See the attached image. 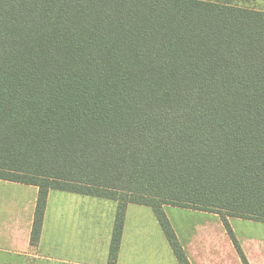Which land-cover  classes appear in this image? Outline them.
I'll return each instance as SVG.
<instances>
[{
	"label": "trees",
	"instance_id": "trees-1",
	"mask_svg": "<svg viewBox=\"0 0 264 264\" xmlns=\"http://www.w3.org/2000/svg\"><path fill=\"white\" fill-rule=\"evenodd\" d=\"M0 180L264 223V11L222 0H0Z\"/></svg>",
	"mask_w": 264,
	"mask_h": 264
},
{
	"label": "crops",
	"instance_id": "crops-1",
	"mask_svg": "<svg viewBox=\"0 0 264 264\" xmlns=\"http://www.w3.org/2000/svg\"><path fill=\"white\" fill-rule=\"evenodd\" d=\"M37 194L36 186L0 180V264H107L117 202L49 190L31 246ZM166 207L181 210L177 226L168 222L189 264H243L218 214ZM228 225L247 264H264V223ZM115 264H179L150 207L126 206Z\"/></svg>",
	"mask_w": 264,
	"mask_h": 264
},
{
	"label": "rangeland",
	"instance_id": "rangeland-1",
	"mask_svg": "<svg viewBox=\"0 0 264 264\" xmlns=\"http://www.w3.org/2000/svg\"><path fill=\"white\" fill-rule=\"evenodd\" d=\"M222 1H226V2H230L233 4H238V5H243V6H247L250 8H255V9H259V10H263L264 11V0H222ZM180 209L178 208H174V207H166V209L164 210V213L168 219V216L171 218L173 224L175 226H177L176 224L179 223V220L181 218ZM169 221V219H168ZM171 228L172 225L169 222Z\"/></svg>",
	"mask_w": 264,
	"mask_h": 264
}]
</instances>
